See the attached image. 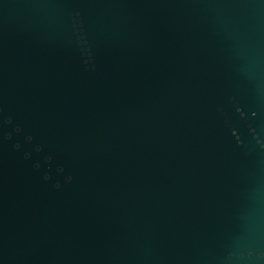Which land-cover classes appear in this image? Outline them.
<instances>
[{
  "label": "water",
  "instance_id": "water-1",
  "mask_svg": "<svg viewBox=\"0 0 264 264\" xmlns=\"http://www.w3.org/2000/svg\"><path fill=\"white\" fill-rule=\"evenodd\" d=\"M0 264H264V0H0Z\"/></svg>",
  "mask_w": 264,
  "mask_h": 264
}]
</instances>
